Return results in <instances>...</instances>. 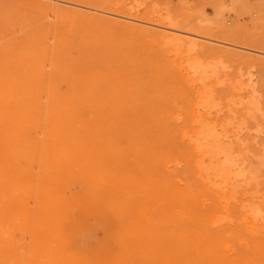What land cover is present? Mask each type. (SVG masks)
I'll use <instances>...</instances> for the list:
<instances>
[{"label":"rangeland","instance_id":"374dc122","mask_svg":"<svg viewBox=\"0 0 264 264\" xmlns=\"http://www.w3.org/2000/svg\"><path fill=\"white\" fill-rule=\"evenodd\" d=\"M0 264H264V0H0Z\"/></svg>","mask_w":264,"mask_h":264},{"label":"bare ground","instance_id":"6f19581e","mask_svg":"<svg viewBox=\"0 0 264 264\" xmlns=\"http://www.w3.org/2000/svg\"><path fill=\"white\" fill-rule=\"evenodd\" d=\"M66 1V0H65ZM66 3V2H65ZM76 4V3H75ZM81 5V4H80ZM68 6V5H67ZM79 6V5H78ZM84 6V5H83ZM91 8V7H90ZM106 13V12H105ZM117 16V15H116ZM124 17H126V16H124ZM122 18V17H121ZM129 18H131V19H133L132 17H129ZM139 21V20H138ZM141 21V20H140ZM143 22V21H142ZM150 24V23H149ZM161 26V25H160ZM168 28V27H167ZM172 29H174V30H171V29H169L170 30V32H164L165 33V35L166 36H168V37H170V38H173V39H175V38H180L181 36L180 35H178V29H176V28H172ZM181 31V30H180ZM184 34H186V33H184ZM189 38V41L192 43V44H198V37L199 38H201V37H203V35L201 36V35H195V33H194V35H189L188 36ZM205 37V36H204ZM209 38V37H208ZM206 39H207V36H206ZM213 40H214V38H212ZM218 40V39H217ZM221 41V40H220ZM227 42V41H226ZM225 43V42H224ZM229 43V42H228ZM226 44V43H225ZM230 44V43H229ZM232 45V44H231ZM237 46V45H236ZM241 48V47H240ZM249 48V47H248ZM263 52V51H262ZM134 117V116H133ZM64 129V128H63ZM109 129V128H108ZM43 134V133H42ZM58 140V139H57ZM60 153H62V152H60ZM153 154H154V152H153ZM90 163V162H89ZM87 164V163H86ZM90 165H92V164H90ZM36 168V167H35ZM49 171H47V173H48ZM80 172V171H79ZM71 173V172H70ZM53 174V173H52ZM72 174V173H71ZM70 174V175H71ZM79 174V173H78ZM56 175V174H55ZM61 176V175H60ZM63 177V176H62ZM69 177V176H68ZM71 177V176H70ZM116 178V177H115ZM129 179V178H128ZM109 180V179H108ZM117 180V179H116ZM178 180V179H177ZM110 181H112V180H110ZM179 181V180H178ZM97 182H95V184H96ZM98 183H100V182H98ZM104 184V183H103ZM59 186V185H58ZM209 188V187H208ZM42 194V193H41ZM111 195V194H110ZM119 195V194H118ZM115 196V195H114ZM123 197V196H122ZM90 201H91V199H90ZM34 204V203H33ZM58 203L57 202H55V205H57ZM39 206V205H38ZM153 206H155V205H152V207ZM44 207V206H43ZM94 209V208H93ZM125 211V210H124ZM204 211V210H203ZM104 214V213H103ZM132 215V214H131ZM138 216V215H137ZM140 216V215H139ZM52 217V216H51ZM142 217V216H141ZM148 218V217H147ZM64 219H65V217H64ZM227 219V218H226ZM230 219V218H229ZM70 220V219H69ZM154 220V219H153ZM67 221V220H66ZM72 221V220H71ZM155 221V220H154ZM155 223V222H154ZM70 224V223H69ZM168 226H169V224H167ZM171 226H173V225H171ZM49 227H51V226H49ZM48 227V228H49ZM104 231V230H103ZM82 232V231H81ZM105 232V231H104ZM87 233V232H86ZM75 234V233H74ZM34 237H35V235H34ZM50 237V236H49ZM157 238V237H156ZM157 239H159V238H157ZM78 251V250H77ZM213 251V250H212ZM80 252V251H79ZM210 252V251H209ZM217 252V251H216ZM215 252V253H216ZM220 253V252H219ZM213 254V253H212ZM221 254H222V252H221ZM77 256H79V258H81V259H83L82 258V256L80 255V254H77ZM181 256V255H180ZM169 257V256H168ZM231 257V256H230ZM184 258V257H183ZM160 259V258H159ZM231 259V258H230ZM186 260V259H185ZM232 260V259H231ZM82 261V260H81Z\"/></svg>","mask_w":264,"mask_h":264}]
</instances>
